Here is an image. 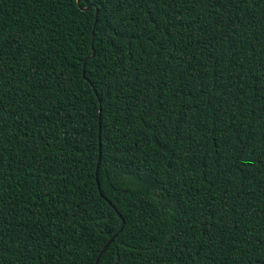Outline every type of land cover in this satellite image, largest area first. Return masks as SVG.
Masks as SVG:
<instances>
[{"label":"trees","instance_id":"obj_1","mask_svg":"<svg viewBox=\"0 0 264 264\" xmlns=\"http://www.w3.org/2000/svg\"><path fill=\"white\" fill-rule=\"evenodd\" d=\"M115 234L98 264H264V0H0V264Z\"/></svg>","mask_w":264,"mask_h":264},{"label":"water","instance_id":"obj_2","mask_svg":"<svg viewBox=\"0 0 264 264\" xmlns=\"http://www.w3.org/2000/svg\"><path fill=\"white\" fill-rule=\"evenodd\" d=\"M76 3H77V5L79 6V0H76ZM83 9L85 10L86 8H83ZM93 55H94V53H93ZM93 55H92V56H93ZM92 56H91V57H92ZM82 76H83V77L85 76L84 67H83V71H82ZM99 132H100V121H99ZM99 162H100V139H99V156H98V164H99ZM98 164H97V168H98ZM98 187H99V186H98ZM116 213H117L118 216L121 218L122 226H123L124 221H123L121 215H120L117 211H116ZM115 236H116V234H115L114 236H112V237L107 241V243L104 245V247L102 248V250H101L100 253L98 254V256H97V258H96L94 264H98V261H99L101 255L105 252V250H106L107 247L110 245V243L113 241V239H114Z\"/></svg>","mask_w":264,"mask_h":264}]
</instances>
